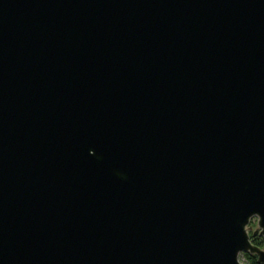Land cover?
<instances>
[{
  "label": "water",
  "instance_id": "95a60500",
  "mask_svg": "<svg viewBox=\"0 0 264 264\" xmlns=\"http://www.w3.org/2000/svg\"><path fill=\"white\" fill-rule=\"evenodd\" d=\"M264 0H0V264H264Z\"/></svg>",
  "mask_w": 264,
  "mask_h": 264
},
{
  "label": "trees",
  "instance_id": "16d2710c",
  "mask_svg": "<svg viewBox=\"0 0 264 264\" xmlns=\"http://www.w3.org/2000/svg\"><path fill=\"white\" fill-rule=\"evenodd\" d=\"M251 242L254 246L264 248V240L259 236L255 237V236H253V234H251ZM244 256L248 260L249 264H258L256 256H253V255L248 254V253L244 254Z\"/></svg>",
  "mask_w": 264,
  "mask_h": 264
},
{
  "label": "rangeland",
  "instance_id": "374dc122",
  "mask_svg": "<svg viewBox=\"0 0 264 264\" xmlns=\"http://www.w3.org/2000/svg\"><path fill=\"white\" fill-rule=\"evenodd\" d=\"M250 226L253 228V229L250 231V233L252 234V233H254L255 230L257 229V219H253V220L251 221ZM250 237H251V236H250ZM239 261H240V263H242V264H249V263H248V260H247L246 257L244 256V254H241V255L239 256Z\"/></svg>",
  "mask_w": 264,
  "mask_h": 264
}]
</instances>
